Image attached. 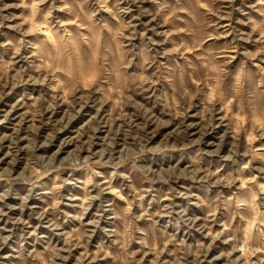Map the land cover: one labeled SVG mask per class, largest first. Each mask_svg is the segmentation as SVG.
Wrapping results in <instances>:
<instances>
[{
  "label": "rangeland",
  "instance_id": "rangeland-1",
  "mask_svg": "<svg viewBox=\"0 0 264 264\" xmlns=\"http://www.w3.org/2000/svg\"><path fill=\"white\" fill-rule=\"evenodd\" d=\"M0 264H264V0H0Z\"/></svg>",
  "mask_w": 264,
  "mask_h": 264
}]
</instances>
